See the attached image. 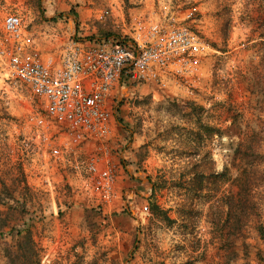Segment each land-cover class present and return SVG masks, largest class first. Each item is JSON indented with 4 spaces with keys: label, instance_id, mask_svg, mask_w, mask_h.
<instances>
[{
    "label": "rangeland",
    "instance_id": "374dc122",
    "mask_svg": "<svg viewBox=\"0 0 264 264\" xmlns=\"http://www.w3.org/2000/svg\"><path fill=\"white\" fill-rule=\"evenodd\" d=\"M168 12L191 15L206 54L195 74L115 101L122 196L97 206L34 126L40 101L7 76L5 17L39 37L73 15L95 36ZM0 219V264L28 230L29 264H264V0H0Z\"/></svg>",
    "mask_w": 264,
    "mask_h": 264
},
{
    "label": "built area",
    "instance_id": "2783aa9c",
    "mask_svg": "<svg viewBox=\"0 0 264 264\" xmlns=\"http://www.w3.org/2000/svg\"><path fill=\"white\" fill-rule=\"evenodd\" d=\"M185 19L168 12L148 24L136 22L125 35L93 36L82 33L72 16L60 14L38 37L20 13L5 17L11 44L3 51L7 76L40 101L34 126L46 139L57 138L53 155L97 206L122 196L111 146L115 101L139 85L195 74L202 63L207 45ZM149 212L146 205L143 213Z\"/></svg>",
    "mask_w": 264,
    "mask_h": 264
},
{
    "label": "trees",
    "instance_id": "16d2710c",
    "mask_svg": "<svg viewBox=\"0 0 264 264\" xmlns=\"http://www.w3.org/2000/svg\"><path fill=\"white\" fill-rule=\"evenodd\" d=\"M252 156H254L252 154ZM241 189L243 190V183L241 184ZM232 200V199H231ZM246 200H239V207L243 208L245 206H247L246 204ZM236 205V203H235ZM154 207V212L157 211L158 207L156 205L153 206ZM245 209V208H243ZM235 210H233V204L232 201H230V207H229V212H228V219L233 216ZM247 214V212L245 213V215ZM241 217V221H242V216ZM6 224V220L5 219H0V234H1V230L3 229V227ZM22 233L21 230L18 231V234L20 235ZM261 233L262 236L264 238V228L261 229ZM16 248H14L12 245H10L9 243H6L5 246V251H6V256L8 257V262L7 264H29V261L32 259V257H27L29 252H26V248H28L31 252H33L36 255V243L33 240V235L31 233L30 230H28L26 232L25 235H23L22 237H20L19 239H17L16 244H15ZM20 250L22 251L21 253H18L17 251ZM16 252V253H15Z\"/></svg>",
    "mask_w": 264,
    "mask_h": 264
},
{
    "label": "crops",
    "instance_id": "0c3cea01",
    "mask_svg": "<svg viewBox=\"0 0 264 264\" xmlns=\"http://www.w3.org/2000/svg\"><path fill=\"white\" fill-rule=\"evenodd\" d=\"M70 16H72V17H73V15H70ZM118 123H119V124H121L119 121H118ZM116 127H117V125H116Z\"/></svg>",
    "mask_w": 264,
    "mask_h": 264
}]
</instances>
